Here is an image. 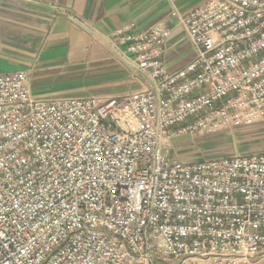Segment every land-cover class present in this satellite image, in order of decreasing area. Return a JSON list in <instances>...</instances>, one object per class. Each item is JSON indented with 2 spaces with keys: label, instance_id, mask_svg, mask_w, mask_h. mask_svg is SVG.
<instances>
[{
  "label": "built area",
  "instance_id": "2783aa9c",
  "mask_svg": "<svg viewBox=\"0 0 264 264\" xmlns=\"http://www.w3.org/2000/svg\"><path fill=\"white\" fill-rule=\"evenodd\" d=\"M181 24L196 56L176 73L168 29L119 36L149 90L44 101L0 74V264L264 261V153L183 163L168 145L264 124V0Z\"/></svg>",
  "mask_w": 264,
  "mask_h": 264
},
{
  "label": "crops",
  "instance_id": "0c3cea01",
  "mask_svg": "<svg viewBox=\"0 0 264 264\" xmlns=\"http://www.w3.org/2000/svg\"><path fill=\"white\" fill-rule=\"evenodd\" d=\"M208 1L0 0V74L25 72L32 97L44 101L105 99L149 90L152 79L137 67L119 36L168 29L164 65L168 73L179 72L196 56L181 18ZM236 131L248 142H264V124ZM214 135L226 136L218 132L207 137ZM200 138L205 137L193 140ZM171 140L176 160L203 161L193 160L196 155L187 159L180 143L172 145ZM238 149L231 154H239Z\"/></svg>",
  "mask_w": 264,
  "mask_h": 264
},
{
  "label": "rangeland",
  "instance_id": "374dc122",
  "mask_svg": "<svg viewBox=\"0 0 264 264\" xmlns=\"http://www.w3.org/2000/svg\"><path fill=\"white\" fill-rule=\"evenodd\" d=\"M182 126V124H178L174 126L172 130L176 131ZM222 132L225 133L226 136L214 135L207 137V135L204 136L205 138L197 140H193L192 136H183L179 139L173 138L171 144L180 143L179 147L182 149L180 153H186L189 157L187 159L191 160L193 159V156L196 155L198 158L193 159L196 161L217 157L244 155L247 154L246 152L253 151L254 149H258L257 151H259V153H264V142H248L245 138L239 136V133L236 130ZM169 147L171 146L169 145ZM237 147H239L237 151L239 154H231L232 150ZM174 148L176 149L175 146ZM174 148L171 147L170 157L171 159L176 160L178 158L175 157L176 152Z\"/></svg>",
  "mask_w": 264,
  "mask_h": 264
}]
</instances>
